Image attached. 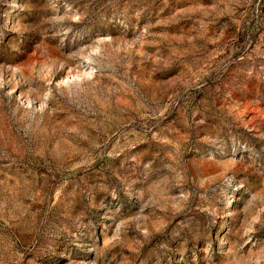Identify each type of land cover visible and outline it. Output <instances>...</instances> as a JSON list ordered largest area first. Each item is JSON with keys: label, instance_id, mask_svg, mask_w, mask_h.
Returning <instances> with one entry per match:
<instances>
[{"label": "rangeland", "instance_id": "374dc122", "mask_svg": "<svg viewBox=\"0 0 264 264\" xmlns=\"http://www.w3.org/2000/svg\"><path fill=\"white\" fill-rule=\"evenodd\" d=\"M0 264H264V0H0Z\"/></svg>", "mask_w": 264, "mask_h": 264}]
</instances>
